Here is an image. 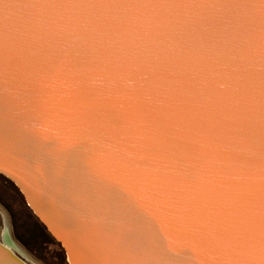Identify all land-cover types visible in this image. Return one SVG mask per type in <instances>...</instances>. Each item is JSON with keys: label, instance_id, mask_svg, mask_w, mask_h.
Returning a JSON list of instances; mask_svg holds the SVG:
<instances>
[{"label": "water", "instance_id": "water-1", "mask_svg": "<svg viewBox=\"0 0 264 264\" xmlns=\"http://www.w3.org/2000/svg\"><path fill=\"white\" fill-rule=\"evenodd\" d=\"M0 174L69 264H264V0H0Z\"/></svg>", "mask_w": 264, "mask_h": 264}, {"label": "rangeland", "instance_id": "rangeland-1", "mask_svg": "<svg viewBox=\"0 0 264 264\" xmlns=\"http://www.w3.org/2000/svg\"><path fill=\"white\" fill-rule=\"evenodd\" d=\"M7 230L19 248L16 254L27 264H69L60 244L32 213L18 188L0 174L1 239Z\"/></svg>", "mask_w": 264, "mask_h": 264}, {"label": "bare ground", "instance_id": "bare-ground-1", "mask_svg": "<svg viewBox=\"0 0 264 264\" xmlns=\"http://www.w3.org/2000/svg\"><path fill=\"white\" fill-rule=\"evenodd\" d=\"M12 182V181H11ZM13 183V182H12ZM14 184V183H13ZM15 185V184H14ZM16 186V185H15ZM20 192V191H19ZM21 193V192H20ZM22 195V194H21ZM25 200V199H24ZM31 210V209H30ZM33 213V212H32ZM34 214V213H33ZM37 218V217H36ZM9 231L7 230V233ZM9 234V233H8ZM10 236V234H9ZM6 237V236H5ZM11 238V237H10ZM11 244L13 246H11ZM61 246V245H60ZM15 247V248H14ZM62 247V246H61ZM15 249H18V246L12 242L9 243L6 238L1 239L0 237V264H27L22 258H20ZM64 251V250H63ZM65 253V252H64ZM66 255V254H65ZM67 258V256H66ZM68 261V260H67Z\"/></svg>", "mask_w": 264, "mask_h": 264}]
</instances>
